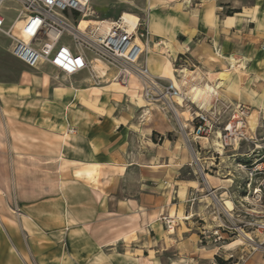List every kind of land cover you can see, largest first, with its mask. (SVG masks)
Returning a JSON list of instances; mask_svg holds the SVG:
<instances>
[{
  "label": "crops",
  "instance_id": "1",
  "mask_svg": "<svg viewBox=\"0 0 264 264\" xmlns=\"http://www.w3.org/2000/svg\"><path fill=\"white\" fill-rule=\"evenodd\" d=\"M158 3L160 0H148V7L152 9ZM167 5L169 28H172L169 44L176 53H183L184 46L178 40L181 35L187 37V44L197 36H206L212 37L215 44L218 42L220 51L234 48L231 40L237 35L238 18L235 15H220L217 9L221 7L217 6V0H167ZM169 44L165 42L167 47ZM204 47L207 58L210 52L221 54L208 44ZM11 50L12 45L9 51L14 66H26L13 56ZM146 60L153 73L167 75L163 68L164 61L160 58L154 56L153 62ZM47 66L52 67L49 64H43L38 69L26 67L41 72ZM110 71L115 74L114 70ZM85 73L88 71L70 78ZM32 75L30 71L22 70L17 79H0V108L14 127L39 132L44 137L40 143V157L56 159L61 166L58 170L59 180L53 191L47 187V193L43 196L24 202L17 218L3 209L4 217L9 222L4 224L7 234L0 233V264H28L25 262L27 255L34 259L35 264H160V261L149 258V251H157L161 231V207L157 195L160 191V170L154 167L160 160L159 154L168 150L170 141L157 144L152 136L154 131L164 133L170 126L163 122L154 125L151 116L146 118L142 129L144 142L157 154L149 146H143L141 135L137 136L132 128L124 127L123 123L115 124L92 109L78 106V103H84L101 108L106 92L102 86L91 84L90 77L80 80V85H90L67 87L70 92H57L60 88L55 87L52 92L50 74L43 72L40 76ZM45 75L48 76L47 81ZM108 78L107 82H111ZM21 83L38 85L42 88V92L38 93L41 96L33 97L32 92H26V87ZM112 95L117 101L123 95L132 98L129 93L116 91H112ZM27 104H33L36 108H28ZM23 114L27 116L25 120L21 118ZM191 123L194 126V122ZM71 126L75 128L73 133L68 132ZM10 145L16 146L15 141L12 143L10 140ZM111 165L122 167V170H107ZM175 172V167L169 168L171 178ZM113 178H124L129 183L119 180L112 184ZM88 179H96L103 187L92 186ZM179 181L197 182L187 179ZM196 188L190 187L187 196ZM187 215L186 219H189ZM185 222L187 230L177 232L176 237V243L183 248L180 256L188 260L195 253L200 258L216 255L218 251L214 247L198 246V241L193 240V234L188 232L191 230L189 223ZM177 227L181 229L180 223ZM132 232L135 237L128 240L127 236ZM211 262L213 260L208 264ZM185 264L198 262L189 260Z\"/></svg>",
  "mask_w": 264,
  "mask_h": 264
},
{
  "label": "rangeland",
  "instance_id": "2",
  "mask_svg": "<svg viewBox=\"0 0 264 264\" xmlns=\"http://www.w3.org/2000/svg\"><path fill=\"white\" fill-rule=\"evenodd\" d=\"M217 6L221 7L217 10L220 11V15L223 17L234 10L240 12L233 14L237 16L239 22L237 35H234V40H231L234 48L229 51L226 49L220 51L219 48L221 49V47L218 42L215 44L212 37L208 38L206 36H197V38L187 44V37L181 35L178 36V40L184 46L182 48L183 53H176L175 50L170 48L169 44L172 28H169L167 0H160V3L155 7L153 6L152 9L148 7V0H132L131 3H122L120 0H92L90 2L91 11L94 12L91 17L96 19L113 20L124 10L136 14L140 17L143 24L142 31L145 34L143 41L149 43L152 39L151 47L155 50V53H153L155 57L160 58L162 61L171 62L172 67L176 70L188 68L194 71V75L186 79L188 81L187 84L184 83L183 76L177 71V82L183 97L182 104L177 105V107L186 111L189 115L188 117L191 116L188 128L182 129L173 110L165 108L163 104L149 103L142 96L136 97L139 100H132L133 97L130 98L128 95H123L120 101L115 100L112 91H117V88L121 89V86L114 83L115 74L111 71L107 77L92 80L91 82V84L102 86L106 92L103 103L100 104L101 108L78 103V106L92 109L100 116L113 120L115 124L123 123L124 127L128 126L135 130L137 136L141 135L142 144L145 148L149 145L144 142L145 134L142 133V129L148 116L152 117L154 125L163 122L170 126L169 130L164 133L156 131L157 134L154 136L157 144H163L165 140L170 141L168 150L165 153L159 154L149 146V149L156 151L160 156V160L156 164L157 167H154V169L160 170V191L157 195L159 196L158 204L161 207L159 215L161 226V231L158 234L159 244L156 252L149 251V258L160 261V264H185L189 260L192 262L197 261L198 264H208L211 260H216L217 256L230 260V264H264L262 252L254 250L243 236L235 237L233 240L221 244H209L204 241L201 233L203 226L212 228L219 224V219L214 217L215 213L213 212L216 204H223L226 200L229 205L225 203L226 206L232 208L231 198L243 195L238 189L243 178L239 164L247 161V156L244 153L248 151V147H251L252 144L243 142L237 149L220 150L219 148L220 154L215 151L218 148L216 145L218 143L216 132L209 134V136H196L193 132L191 121H193L195 111L199 110V104L192 101L191 93L189 92L190 88L193 85H202V83L215 84L210 79L211 73L221 71L224 68L230 69L228 79L218 88L219 94L210 97L207 107L203 109L212 113V116L218 120L220 126H223L231 118L237 103L246 104L250 106L251 114L254 110H258V124L261 126L258 128L257 134L258 136L264 134V0H217ZM19 8L20 5L13 1H5L1 8L5 23L3 30H0V79H17L22 70H28L33 74V77L40 76L43 72L50 74L52 92H54L55 87L60 88L57 92H70L67 87L90 85V83L80 85V80L87 76L90 77L89 72L75 78H67L57 69L50 66H47L41 72L29 69L23 64L18 67L14 66L13 57L9 51L10 46L13 44V38L6 33V30L11 27L13 34H19V27L12 29L13 22L18 16ZM63 40L66 42L70 41L68 37ZM164 41L169 44L168 48H166ZM205 44L210 45L216 52H221L220 55L239 54L242 57V65L230 68L227 57L222 59L223 62L217 61V54L213 52H210V59L207 58L203 54ZM197 54L201 56L198 57ZM144 56L147 59L145 54ZM162 61L160 62L162 63ZM223 64H225V67H223ZM251 69H253V72H251ZM240 70L246 73L248 77L247 81L242 84L239 80ZM163 76L168 79V76L164 74ZM107 78L111 82H107ZM21 86L26 87V92L31 91L33 97L41 96L38 93L42 92V88L38 85L33 84L30 86L28 83H21ZM21 92L24 91L21 90ZM120 92L127 93L124 90ZM139 95H141V92ZM176 98H174L175 103L177 102ZM30 100L33 102L39 101ZM143 104L147 106H142ZM28 106L36 108L33 104H27ZM25 117L27 116L21 115L22 120H25ZM9 122L7 114L3 113L0 108V214L3 215L0 216V233L2 234H7V226L4 224L9 222L4 217L3 209L8 210L17 218L21 210H23L24 202L43 196L47 193V187L51 191L54 190L53 188H55L59 180L58 170L61 168L57 164L56 159L40 157L42 153L40 152V143L43 142L44 137L40 136L39 132L27 131L18 126L14 127L13 123L10 124ZM68 132H75V128L71 126ZM160 136H163L164 139L161 140ZM10 140L12 143L15 141L16 146L10 145ZM48 144L52 145L50 141H48ZM208 165L212 169L210 172L206 169ZM113 166L111 165L106 169H115V171L119 172L122 170V167ZM171 167L176 168L172 178L169 173V168ZM134 174H132V177H135ZM203 174H209L211 179L209 181L208 179L206 180ZM132 179L134 180V178ZM181 179L195 180L197 182L179 181ZM119 180L122 183L128 182L124 178H113L111 182L115 184ZM175 180L178 181L176 182ZM87 181L92 186L100 185L103 187V184L96 179H88ZM214 184H217V187H214ZM193 186L197 187L193 190L197 199L194 202H190L188 200L190 195L187 196V192ZM209 187L215 191L210 196L207 195L208 192L206 190ZM224 191L226 195L222 196ZM185 210L189 219H186ZM222 219L224 218L222 217ZM185 221L189 223L191 230H188V232L193 234L192 239L198 241V246L214 247L218 251L216 255L212 258H200L195 253L191 254L188 260L180 256L179 252L183 248L176 243V237L177 232L181 233L187 230ZM178 223H180L181 229H178ZM133 228L130 227V229ZM134 234V232L128 234V240L135 237ZM232 242H236V245L230 250L222 249L223 245ZM25 262L35 264L34 259L28 255L25 258Z\"/></svg>",
  "mask_w": 264,
  "mask_h": 264
},
{
  "label": "built area",
  "instance_id": "3",
  "mask_svg": "<svg viewBox=\"0 0 264 264\" xmlns=\"http://www.w3.org/2000/svg\"><path fill=\"white\" fill-rule=\"evenodd\" d=\"M5 1L20 5L18 16L23 18V24L18 29L19 34H13L11 27L6 31L13 38V56L26 66L38 69L49 64L67 78L88 71L91 80H97L100 77L92 71L93 60L98 57L115 71L117 82L125 84L131 74L137 76L142 84L141 95L149 103L163 104L173 110L174 98L182 95L174 82L150 71L141 45L145 37L141 21L129 30L121 13L109 20V26H105L103 20L82 26V20L92 12L91 0H0V3ZM4 23L0 7V30ZM65 37L70 41H64ZM249 114L250 106L237 103L231 118L220 126L208 110L195 111L194 134L202 137L216 132L217 153L221 154L219 148L237 149L243 142L252 144L244 153L247 161L239 164L243 178L238 189L243 195L231 198L232 208L226 206L225 201L216 204L213 212L219 224L212 228L203 226L201 233L209 244L243 236L254 250L262 252L264 259V134H257L260 124L255 131L248 130ZM210 167L206 168L209 172ZM206 190L209 196L215 192L210 187ZM196 199L194 192L188 198L190 202ZM211 264L220 263L214 260Z\"/></svg>",
  "mask_w": 264,
  "mask_h": 264
},
{
  "label": "bare ground",
  "instance_id": "4",
  "mask_svg": "<svg viewBox=\"0 0 264 264\" xmlns=\"http://www.w3.org/2000/svg\"><path fill=\"white\" fill-rule=\"evenodd\" d=\"M2 5L3 4L0 3L1 8H2ZM92 14H94V12H91L89 17H85L82 20V22H81L82 26H86L88 24H98L101 22L100 19H96V18L91 17ZM122 14H123L124 22L129 24V30H132L134 28V26L138 23V21H141L139 16H137L134 13L128 12L126 10H124L122 12ZM22 19H23L22 17L17 16V18L13 22L12 29L15 27L20 28V26L23 22ZM102 20H103L105 26H109L110 21L108 19H102ZM6 33H8V31ZM141 45L143 46V52L147 56L148 61L149 62L153 61L152 54L155 53V50L153 49V47H151V45L149 43H147L146 41H141ZM167 46H166V48H168ZM203 54H205V51L203 52ZM216 54H217L216 56L218 58L217 61H220V62H223L222 59L224 57H227L228 62L230 64V68H234V67L242 65L241 64L242 57L237 53H232L229 55H223V54L220 55V53H216ZM197 56L200 57L201 55L197 54ZM147 64H148V62H147ZM93 66H94L93 67L94 71H92V73H96L98 77L105 78L109 75L110 67L101 58H98V57L95 58L93 60ZM148 66H149V64H148ZM223 67H225V64H223ZM163 68H164V72L167 74L166 76H168V80H171L172 82H174V84L177 87H179L178 82H177V71L180 72L181 76H183V81L185 84L188 83V81H186V79H188V77L194 75V71H191L188 68L176 70L175 68L172 67L171 62H169V61H164ZM149 69H150V67H149ZM150 71H151V69H150ZM153 74H155V73H153ZM229 74H230V69L224 68L221 71L211 73L210 79H211V81L215 82V84L202 83V85H193L189 90V92L191 93L192 101L198 102L199 108H202V109L204 107L206 108L208 105L207 104L208 99L214 95L219 94L218 88L221 87V84L224 83L228 79ZM155 75H157V74H155ZM44 78L46 81L48 80L47 75H45ZM247 79H248L247 74L240 70L239 80H240L241 84L244 83L245 81H247ZM114 83H117V84H119V86H121V89L117 88L118 90L116 92H120V91L124 90L125 92L129 93L133 98L142 96V95H139L141 92L142 84H141L139 78H137V76H135L134 74H131L130 78H128V80H126L125 84H122V83L117 82L115 80H114ZM176 100H177V102L176 103L174 102V104H173V112L176 116L178 124L182 129L188 128V126H189L188 122L191 120V116L188 117L189 115L187 114L186 111L180 110L177 107V105H181L183 102L182 95L177 96ZM258 113H259L258 110H254V112L252 114L250 113L251 116H249V127H248V130L250 132L255 131L257 126H258V122H259ZM124 169L125 168H123V170ZM203 176H204V178H206V180L208 179V181L211 179V176L209 174L208 175L203 174ZM213 178H215V177H213ZM223 189H225V187H223ZM225 195H226V192L224 191L222 196H225ZM225 203L227 204L228 201L225 200ZM248 236L249 235H245V237H248ZM234 245H236V242L225 244V245H223L222 249L230 250Z\"/></svg>",
  "mask_w": 264,
  "mask_h": 264
},
{
  "label": "trees",
  "instance_id": "5",
  "mask_svg": "<svg viewBox=\"0 0 264 264\" xmlns=\"http://www.w3.org/2000/svg\"><path fill=\"white\" fill-rule=\"evenodd\" d=\"M239 12L238 10H234L233 12H231L229 15H233L234 13ZM157 134L156 131L153 132V136L152 139L154 142H156L154 136ZM160 139L163 140V136H160ZM216 260L220 263V264H230V260H225L223 258H220L219 256L216 257Z\"/></svg>",
  "mask_w": 264,
  "mask_h": 264
}]
</instances>
